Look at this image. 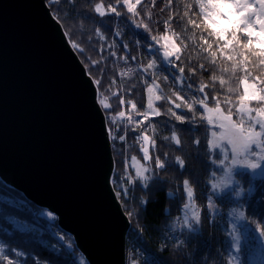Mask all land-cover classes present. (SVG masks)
Segmentation results:
<instances>
[{
  "label": "snow or ice",
  "instance_id": "6c2138e0",
  "mask_svg": "<svg viewBox=\"0 0 264 264\" xmlns=\"http://www.w3.org/2000/svg\"><path fill=\"white\" fill-rule=\"evenodd\" d=\"M161 2L164 7L160 8V12H166L167 18L163 21L157 18L155 28L153 27L154 13L151 9L156 6V0H107V2L105 0H85L89 8L82 11H78V0H48L46 7L52 10L53 21L61 25L67 19H74L72 12H77V15L83 19H87L88 12L94 13L92 18L94 22H96L95 17H99L100 26L95 27L93 32L97 42L104 41V44H101L99 49H94L98 54H101L107 47L108 55L116 56V52L111 50L114 45L108 43L103 27L105 23L115 24L114 35H123L121 24L116 23L117 18L130 21L135 29H142L143 33L147 34L145 43L140 46L146 47L150 40L152 49L148 52L147 63L139 69L141 77L149 75L152 77L151 81L143 80L148 94L146 109L142 105L138 106L131 98L125 101L117 97L120 105L125 103L130 105L131 112L126 114L125 111L120 110L111 114L110 104L103 94L98 100L99 105L107 114L108 136L113 142L116 155L124 159L123 172L111 177L110 183L113 185L116 198H125L121 202L131 215L125 202L129 192L128 185L140 182L141 186L147 189L151 180H159L157 170H163L172 164L168 161L166 165V155L162 158L154 152L150 153L149 146L153 150L156 148V138L149 133H155L158 123L151 118L162 115L169 118L165 124L169 126L171 135L165 136L164 139L174 142L177 148L181 145L177 132L189 131L195 135L197 119L202 122L206 121L204 132L210 134L206 143L207 149L212 153L211 163L218 166L223 173V179L219 183L214 180L209 181L212 194H207L206 206L210 222H213V217L218 212L212 198L216 190L219 188L223 192L231 189L232 195L238 200L242 199L245 194L248 199H251L256 192L254 184L249 183L245 188L242 179L236 178L234 173L237 169L249 170L253 173L251 181L254 182L258 179L255 173L264 167V0H191L190 3L183 4L182 11L179 5L174 4V0H161ZM65 8L70 11L65 12ZM105 17L113 19L105 22ZM174 19L177 24L183 22L179 33L174 31ZM196 29L200 30L201 35L199 44L194 46L198 48L201 58L207 62V64L200 63L199 69L210 73L209 82L205 83L201 80L195 86L189 84L186 91H173L171 96H167L161 89L160 83L157 82L159 79L157 73L153 71L157 60L162 57L163 61L175 67L178 73H185V67L177 66L174 61L185 59L184 53L188 45L184 31ZM64 35L69 38L71 49L75 50L86 66L85 74L89 80L99 87L102 78L97 79L91 73L93 70L100 71L96 66L103 62V56L100 60H93L85 54V47L74 39L71 31L65 32ZM89 43H92L91 38H89ZM137 43L140 42L137 41ZM124 47L127 48L129 45H124ZM152 55H155L156 59H151ZM122 59L127 62L132 57H122ZM127 71L131 73L133 69L128 68ZM188 71L191 74L189 78H191L196 76L198 69L189 64ZM164 79L167 80V77ZM156 91H160V95H156ZM161 100H164L170 107L164 110L155 107L154 101ZM177 109L181 111L178 113ZM185 110L191 115H186ZM136 117L142 119L137 120ZM171 119L179 124L187 122L188 129L172 130L174 126L170 124ZM129 132H139V135L133 139L140 145L139 151L143 154L141 159L144 162L152 161L154 168L151 165L141 164L137 156L133 155L130 160L131 167L136 169L135 175L129 172L126 157L127 149L132 148V145L127 143ZM193 143L199 146L200 141L194 139ZM120 144L127 145V149L117 150ZM174 162L181 170L185 166V161L180 156H176ZM216 175V172H212V177ZM182 188L187 199L184 209L191 207L193 215L191 221L184 219L181 227L188 233L200 232L201 214L195 208L194 186L189 179H183ZM260 200L264 201V196H261ZM244 207V203H241L238 212L236 209L232 210L236 213V220L243 222L242 224L233 223L229 233L232 248L237 254L242 253L245 236L249 230L258 234V236H251L250 239L264 238V217L249 219L243 210ZM42 215L55 219L51 213L46 212ZM16 226L22 232L28 230L27 226L19 223ZM185 243L183 238L178 241L180 246ZM68 247L71 248L72 245L69 244ZM39 257L40 254L33 255L18 246H9L7 243L0 242V264H44ZM239 258V255L230 256L227 264H233V261H238ZM80 264H85L82 258ZM132 264H135L134 259ZM201 264H208V260L203 259ZM217 264H225L224 259L220 258Z\"/></svg>",
  "mask_w": 264,
  "mask_h": 264
},
{
  "label": "trees",
  "instance_id": "16d2710c",
  "mask_svg": "<svg viewBox=\"0 0 264 264\" xmlns=\"http://www.w3.org/2000/svg\"><path fill=\"white\" fill-rule=\"evenodd\" d=\"M190 2L191 0H174V4L179 5L181 11L183 10V4ZM46 3H48V0H46ZM162 7H164V4L161 0H156V6L151 9L154 13V28L156 27L155 20L157 18L161 21L167 18L166 12H160ZM88 8L89 5L85 3V0H78V11ZM68 11L70 9L65 8V12ZM71 15L74 19H67L62 25L65 32L71 31L73 33L74 39L81 42L82 46L85 47L87 56H90L93 60H100L102 56L104 58L103 62L96 66L100 71L93 70L91 74L97 79L102 78L101 85L97 87L99 98L103 94L107 99L111 114H115L120 110L125 111L126 114L131 112L130 105L128 103L120 105L117 97L123 98L125 101L131 98L138 106L142 105L146 109L147 92L143 80L151 81L152 77L150 75L141 77L139 69L147 63L149 59L148 52L152 49L150 40L147 42L146 47L140 46V44L145 43L147 34L143 33L142 29H135L130 21L117 18L116 23L121 24L123 35H114L116 31L115 24L105 23L103 27L108 43L114 45L111 50L116 52V56H109L107 47L101 54H98L94 49H99L104 41L97 42L93 29L100 26V18L95 17L96 22H94L92 18L95 14L91 12H88L87 19L81 18L77 15V12H72ZM111 19L113 18L105 17L104 21ZM182 23L177 24L174 19V31L179 33L182 30ZM200 35L199 29L184 31V36L187 37L186 44L188 45L187 51L184 53L185 59L174 61V63L177 66H184L185 73H178L175 67L163 64L161 58L157 60L156 68L153 71L157 73L159 77L157 82L160 83L165 95L171 96L173 91H186L189 84L195 86L201 80L205 83L209 82L210 73L199 69L200 63L207 64V62L201 58L198 48L194 46L199 44ZM89 38L92 39L91 44ZM137 41L140 43L138 44ZM124 45H129V47L125 48ZM129 56L132 59L127 60V62L122 59V57ZM151 59H156V56L152 55ZM189 64L198 69L195 77L189 78L191 76L188 71ZM128 68H132L133 71L129 73ZM164 77H167V80ZM133 85L135 87H132ZM157 95H160V91H157ZM154 106L160 107L162 110L170 107L164 100L155 101ZM176 111L179 113L181 110L177 109ZM185 114L191 115L186 113V110ZM105 115L107 119V114L105 113ZM136 119L140 120L142 118L136 117ZM151 119L158 123L155 133H149V135H154L156 138V148L153 150L149 146L150 153L154 152L155 155H160L162 158L166 155V165L168 161H171L172 164L166 166L163 170H157L159 171V180H151L147 189L142 187L140 182L128 185L129 192L125 202L127 209L131 211V215L128 214L124 203L121 202L125 198L119 199L131 223L127 235V264H132L133 259L135 264H201L203 259H207L208 264H217L220 258H223L225 264H227L229 257L236 255H239L240 258L238 261L234 260L233 264H264V238L250 239L251 236H258V234L249 230L245 236L243 251L237 254L235 249L232 248L229 235L233 223H243L237 221L236 213L232 212L233 209L238 212L241 203H244L243 210L249 219L264 217V201L260 200V197L264 196V176L258 177L253 182L251 181L252 175L250 172H236V178L242 179L245 188L249 183L254 184L255 194L251 199H248L247 194H245L242 199L238 200L232 195L230 189L219 196H215L214 199L219 208V213L213 217V222H210L206 206L207 194H212L209 181L220 179L223 177V173L218 166L211 163L212 153L207 149L206 143L207 138H210V134L204 132L206 121L202 122L197 119L195 125L197 132L195 135L189 131L177 132V136L181 141L180 147L177 148L174 142L164 139L165 136L171 135L169 126L165 124L169 118L162 115ZM170 124L174 126L172 130L188 129L189 127L187 122L179 124L174 119L170 120ZM107 126L109 127L108 122ZM137 135H139V132L128 133L127 143L132 145L131 149H127V145L120 144L117 146V150L119 148L127 149L128 164L130 157L135 155L141 164L151 165L154 168L152 161L144 162L141 159L143 154L139 151L140 145L135 143L133 139ZM194 139L200 141L199 146L193 143ZM111 146L115 161L113 174L115 176L123 172L124 159L116 155L112 141ZM176 156H180L185 161L182 170L175 165ZM129 172L134 174L130 166ZM212 172L217 173L216 177H212ZM183 179H189L194 186V204L196 210L201 214L200 232L188 233L187 230L181 232L180 230L177 231L178 229L175 230V228H179L178 224L181 221L182 209L186 201L182 188ZM142 201H146V203H142ZM46 212L49 213L27 201L21 193L9 188L0 180V242L7 243L9 246H18L33 255L40 254L39 258L44 261V264H80L81 258L83 260L84 258L75 248L72 237L58 228L56 218L51 219L47 215H42ZM253 213L254 216L250 215ZM17 223L27 226L28 230L20 231L16 226ZM244 227H247V225H244ZM181 238L186 241L183 246L178 244ZM69 244L72 245L71 248L68 247ZM85 264L87 263L85 262Z\"/></svg>",
  "mask_w": 264,
  "mask_h": 264
},
{
  "label": "water",
  "instance_id": "95a60500",
  "mask_svg": "<svg viewBox=\"0 0 264 264\" xmlns=\"http://www.w3.org/2000/svg\"><path fill=\"white\" fill-rule=\"evenodd\" d=\"M46 5L0 0V180L51 213L87 264H127L98 88Z\"/></svg>",
  "mask_w": 264,
  "mask_h": 264
},
{
  "label": "rangeland",
  "instance_id": "374dc122",
  "mask_svg": "<svg viewBox=\"0 0 264 264\" xmlns=\"http://www.w3.org/2000/svg\"><path fill=\"white\" fill-rule=\"evenodd\" d=\"M156 47H158V45L156 46ZM152 48V47H151ZM151 51V50H150ZM161 62L163 63V64H167V62H165V61H163V59H162V57H161ZM156 95H157V91H156ZM147 97H148V94H147ZM154 103H155V101H154ZM105 113V112H104ZM106 116V115H105ZM107 120V119H106ZM129 166H130V168H131V170L133 171V175H135V171H136V169L135 168H133V167H131V160H129ZM238 171H248V172H250L249 170H240V169H237L236 171H235V173L236 172H238ZM235 173H234V175H235ZM251 173V172H250ZM251 175H253V173H251ZM255 175H257L258 177H261V176H264V167H262V169H259V170H257V172L255 173ZM221 179H223V177H221L220 179H217L216 180V182L217 183H219V181L221 180ZM230 189H228V190H224L223 192H225V191H229ZM223 192H221L220 191V189L218 188L217 190H216V194H213V202H214V205H215V207L218 209V212H216L215 213V215H217L218 213H219V208H218V206H217V203H216V201H215V199H214V197L215 196H219V195H221V194H223ZM185 203H187V199H186V201H185ZM196 208V207H195ZM197 211V210H196ZM198 212V211H197ZM192 215H193V209L191 208V207H189L188 209H184V206H183V209H182V216H181V221H179L180 223L178 224V227L179 228H175V230H177V231H179L180 230V232L181 231H185L186 229H182V227H181V225L183 224V221H184V219H188L189 221H191V219H192ZM214 215V216H215ZM174 230V231H175Z\"/></svg>",
  "mask_w": 264,
  "mask_h": 264
}]
</instances>
